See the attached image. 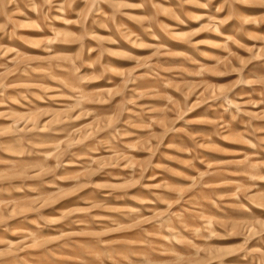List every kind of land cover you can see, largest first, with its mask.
<instances>
[{"label": "rangeland", "instance_id": "374dc122", "mask_svg": "<svg viewBox=\"0 0 264 264\" xmlns=\"http://www.w3.org/2000/svg\"><path fill=\"white\" fill-rule=\"evenodd\" d=\"M0 264H264V0H0Z\"/></svg>", "mask_w": 264, "mask_h": 264}]
</instances>
